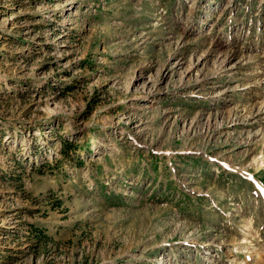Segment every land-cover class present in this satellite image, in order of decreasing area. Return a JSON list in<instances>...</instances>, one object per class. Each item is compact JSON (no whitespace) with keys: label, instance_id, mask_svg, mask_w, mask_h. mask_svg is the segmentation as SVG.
Listing matches in <instances>:
<instances>
[{"label":"rangeland","instance_id":"rangeland-1","mask_svg":"<svg viewBox=\"0 0 264 264\" xmlns=\"http://www.w3.org/2000/svg\"><path fill=\"white\" fill-rule=\"evenodd\" d=\"M0 264H264V0H0Z\"/></svg>","mask_w":264,"mask_h":264}]
</instances>
